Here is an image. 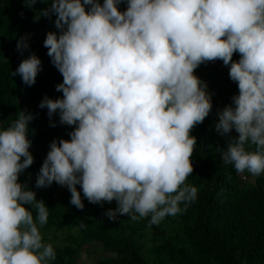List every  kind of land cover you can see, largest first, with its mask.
Returning a JSON list of instances; mask_svg holds the SVG:
<instances>
[{
	"label": "clouds",
	"instance_id": "9594fccd",
	"mask_svg": "<svg viewBox=\"0 0 264 264\" xmlns=\"http://www.w3.org/2000/svg\"><path fill=\"white\" fill-rule=\"evenodd\" d=\"M118 4L51 0L38 12L37 18L56 15L44 45L63 75L56 85L63 95L45 94L39 106L47 107L52 126L58 113L59 123L76 127L70 139L51 141L35 183L67 186L81 209L84 197L115 199L117 207L105 213L112 220L151 213L158 223L197 196L184 181L193 172L192 129L213 108L214 93L195 72L202 62L222 59L238 83L232 102L218 110L216 129L228 140L224 162L239 172H264V0H128L123 11ZM28 36L17 42L22 53ZM42 67L33 52L13 75L32 85ZM35 116L23 109L0 129V264H49L56 257L40 231L49 206L19 179L35 159ZM233 129L238 135H229ZM249 143L257 150H247Z\"/></svg>",
	"mask_w": 264,
	"mask_h": 264
},
{
	"label": "trees",
	"instance_id": "16d2710c",
	"mask_svg": "<svg viewBox=\"0 0 264 264\" xmlns=\"http://www.w3.org/2000/svg\"><path fill=\"white\" fill-rule=\"evenodd\" d=\"M50 2L35 0L31 6L26 0H0V129L9 127L23 109L36 113L29 132L35 159L19 179L49 206L48 220L40 226L44 243H51L56 252L49 264H82L86 246L102 254L92 264H264V172H239L233 163H225L222 151L228 140L216 129L218 110L239 92L238 83L229 76L230 65L222 59L202 62L195 69L214 95L209 115L192 129L197 137L193 172L184 184L195 186L197 196L187 202L186 208L182 201L181 211L166 215L158 223L151 222V213H137L136 219L123 214L112 220L105 213L117 207L115 199L93 203L84 197L85 207L81 209L71 203L67 186L57 182L36 186L51 141L57 137L70 139L76 127L59 123L58 113L54 117L57 124L52 126L47 107L39 106L45 94L57 98L63 95L56 89L63 75L44 45L47 33L56 30V15L37 18L39 10ZM118 7L126 10L128 0H119ZM26 33L30 47L22 53L17 42ZM33 52L42 58L43 67L36 82L27 85L13 71ZM240 56L235 52L233 60ZM229 135L238 133L233 129ZM246 148L257 150L251 143ZM32 211L37 214L36 209Z\"/></svg>",
	"mask_w": 264,
	"mask_h": 264
},
{
	"label": "rangeland",
	"instance_id": "374dc122",
	"mask_svg": "<svg viewBox=\"0 0 264 264\" xmlns=\"http://www.w3.org/2000/svg\"><path fill=\"white\" fill-rule=\"evenodd\" d=\"M85 253L82 254V264H92L96 256L102 255L101 252L96 251V249L89 248L86 246L84 248ZM90 256V257H88ZM88 257V258H87Z\"/></svg>",
	"mask_w": 264,
	"mask_h": 264
},
{
	"label": "bare ground",
	"instance_id": "6f19581e",
	"mask_svg": "<svg viewBox=\"0 0 264 264\" xmlns=\"http://www.w3.org/2000/svg\"><path fill=\"white\" fill-rule=\"evenodd\" d=\"M40 103V102H39Z\"/></svg>",
	"mask_w": 264,
	"mask_h": 264
}]
</instances>
